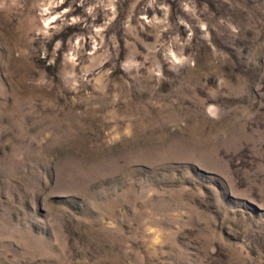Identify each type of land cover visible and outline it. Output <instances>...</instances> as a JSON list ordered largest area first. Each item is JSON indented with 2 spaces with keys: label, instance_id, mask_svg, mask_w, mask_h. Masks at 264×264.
<instances>
[{
  "label": "rangeland",
  "instance_id": "374dc122",
  "mask_svg": "<svg viewBox=\"0 0 264 264\" xmlns=\"http://www.w3.org/2000/svg\"><path fill=\"white\" fill-rule=\"evenodd\" d=\"M0 264H264V0H0Z\"/></svg>",
  "mask_w": 264,
  "mask_h": 264
}]
</instances>
